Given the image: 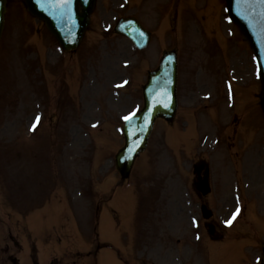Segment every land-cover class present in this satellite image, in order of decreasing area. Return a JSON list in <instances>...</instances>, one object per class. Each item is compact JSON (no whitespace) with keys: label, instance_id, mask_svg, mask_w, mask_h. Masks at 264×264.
<instances>
[{"label":"rangeland","instance_id":"obj_1","mask_svg":"<svg viewBox=\"0 0 264 264\" xmlns=\"http://www.w3.org/2000/svg\"><path fill=\"white\" fill-rule=\"evenodd\" d=\"M214 1L97 0L87 34L75 52L65 53L20 0H8L0 39V264H96L95 244H87L97 239L95 219L100 213L98 237L112 244L99 250L101 264H125L121 259L127 264H139L141 259L204 264L199 245L193 257L185 248L202 227L190 175L193 163L201 160L210 168L212 191L204 199L215 213L214 222L221 227L240 203L242 215L234 229L243 235L236 240L228 234L232 230L218 229L217 234L228 239L208 240L209 253L203 250L201 256L206 264H243L260 256L264 240L260 81L255 79L248 44L235 42L240 35L227 17L224 1ZM118 15H135L152 30L151 51L140 53L128 40L107 31ZM164 47L179 51L180 108L173 124L158 121L126 182L131 191L119 192L122 183L113 157L123 144L124 116L141 105L138 59L142 84L145 70L156 65ZM65 84L70 99L61 98ZM247 91L254 92L253 97L245 94L248 100L243 95ZM43 112V123L32 130V116ZM219 124L225 128L219 130ZM32 192L38 206L48 195L56 197L41 213L34 210L32 230H48L52 219L59 225L60 240L49 239L47 247L40 243L28 254L27 246L36 241L28 240L22 224L24 214L31 213ZM105 202L100 211L96 209ZM109 206L118 212H110ZM60 219L70 220L68 230L61 228ZM248 230L257 243L246 248Z\"/></svg>","mask_w":264,"mask_h":264},{"label":"water","instance_id":"obj_2","mask_svg":"<svg viewBox=\"0 0 264 264\" xmlns=\"http://www.w3.org/2000/svg\"><path fill=\"white\" fill-rule=\"evenodd\" d=\"M27 9L44 20L48 29L65 49H73L88 23L95 0H23ZM230 19L248 40L256 57L261 78V105L264 111V0H226ZM80 7V9H79ZM5 12V0H0V33ZM115 31L130 38L137 47L148 40L134 18L118 20ZM176 60L174 53H165L158 67L148 75L143 86L144 105L126 119L123 133L124 146L115 155V167L126 177L134 159L144 150L156 117L170 120L176 109ZM208 191L207 182L201 185ZM264 263V258H263Z\"/></svg>","mask_w":264,"mask_h":264},{"label":"snow or ice","instance_id":"obj_3","mask_svg":"<svg viewBox=\"0 0 264 264\" xmlns=\"http://www.w3.org/2000/svg\"><path fill=\"white\" fill-rule=\"evenodd\" d=\"M129 117H125V119H128ZM37 122H39V117H37ZM36 124H33L32 130H35ZM238 211V210H237ZM235 213L233 214V219L235 218ZM231 220L227 221L226 223L231 224Z\"/></svg>","mask_w":264,"mask_h":264}]
</instances>
